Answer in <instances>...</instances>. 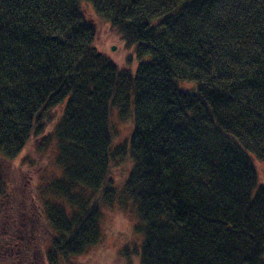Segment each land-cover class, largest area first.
Listing matches in <instances>:
<instances>
[{
    "label": "trees",
    "instance_id": "1",
    "mask_svg": "<svg viewBox=\"0 0 264 264\" xmlns=\"http://www.w3.org/2000/svg\"><path fill=\"white\" fill-rule=\"evenodd\" d=\"M85 4L131 51L125 68L96 51ZM57 107L61 178L47 189L72 215L2 176ZM113 110L133 113L120 156L140 264H264V0H0V264H56L98 243Z\"/></svg>",
    "mask_w": 264,
    "mask_h": 264
},
{
    "label": "rangeland",
    "instance_id": "2",
    "mask_svg": "<svg viewBox=\"0 0 264 264\" xmlns=\"http://www.w3.org/2000/svg\"><path fill=\"white\" fill-rule=\"evenodd\" d=\"M83 8L97 29L96 51L120 68H125L131 51L124 45L120 35L109 24L99 20L90 5L85 4ZM178 85L184 92L193 93L197 90L196 83L178 82ZM61 113V107L51 111L44 133L32 137L16 160L2 161V176L8 178L10 185L13 184L22 194L35 196L37 201L39 198L48 199L64 210L67 215H72L75 213L74 208L62 199H57V196L49 194L50 190L47 189L48 185L61 178V171L55 161V140L52 136ZM132 118V110L131 114L125 117L120 111L113 110L110 116L113 132L112 151L116 158L111 166L108 187L114 189V192H102V200H99L98 219L101 237L98 243L87 248L81 255L70 258L60 256L56 264H140L139 253L143 238L135 231L137 217L133 204L125 199L122 193V187L132 163L120 156V149L129 141L133 133ZM253 164L258 184L264 187V162L253 159ZM85 195L94 201V194L88 191ZM24 204L26 212L35 218L39 215L41 210L39 203H36L38 207L35 208L33 201L29 198ZM41 214L47 217L46 212ZM37 236L40 238L41 232H37ZM42 264L46 263L42 262Z\"/></svg>",
    "mask_w": 264,
    "mask_h": 264
}]
</instances>
